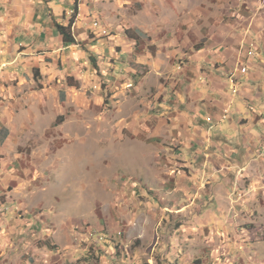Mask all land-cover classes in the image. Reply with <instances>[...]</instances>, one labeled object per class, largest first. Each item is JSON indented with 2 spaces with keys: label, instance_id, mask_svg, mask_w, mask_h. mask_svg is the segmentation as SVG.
<instances>
[{
  "label": "crops",
  "instance_id": "0c3cea01",
  "mask_svg": "<svg viewBox=\"0 0 264 264\" xmlns=\"http://www.w3.org/2000/svg\"><path fill=\"white\" fill-rule=\"evenodd\" d=\"M99 1L0 0V194L19 176L18 134L40 129L37 114L55 110L62 118L63 98L93 74L99 99L110 93L116 110L139 109L132 120L175 148L189 169L176 175L178 184L180 176L200 180L168 193L181 191L174 194L177 212L202 210L190 243L203 239L206 253L220 247L218 257L204 256L207 264H264V0H235L226 10V0H171L174 15L162 12L160 22L148 19L150 10L169 0H141L144 16L123 35L94 26L95 20L102 26ZM75 10L77 44L64 43L55 24L66 26ZM143 44L146 53H136ZM13 209L0 202V264L10 248L18 250Z\"/></svg>",
  "mask_w": 264,
  "mask_h": 264
},
{
  "label": "rangeland",
  "instance_id": "374dc122",
  "mask_svg": "<svg viewBox=\"0 0 264 264\" xmlns=\"http://www.w3.org/2000/svg\"><path fill=\"white\" fill-rule=\"evenodd\" d=\"M170 1L160 8L154 5L148 19L157 21L162 12L174 15ZM226 2L225 10L239 4ZM145 5L141 0L99 1L95 11L102 26L98 20L94 26L123 35L131 20L144 16ZM103 10H108L104 16ZM139 46L135 52L145 54V45ZM95 80L92 74L86 82L77 81L81 90L63 98L62 118L55 110L37 114L40 129L27 126L18 134L14 148L21 156L19 176L0 194V202L14 208L11 217L19 222L12 225L18 250L10 248L4 264H195L197 260L207 264L209 256L218 257L219 246H209L206 253L200 245L203 239L195 246L190 243L202 210L177 212L174 194L181 191L168 193L178 184L176 175L189 170L173 155L175 148L161 138H151L153 129L141 128L138 120H132L139 109L116 110L110 93L99 99ZM126 114L130 119L123 121ZM179 180L178 185L200 183L189 176ZM15 186H19L17 193L9 195ZM11 242H5L6 249ZM186 247L191 251L186 249L188 255H182ZM14 253L18 255L13 258Z\"/></svg>",
  "mask_w": 264,
  "mask_h": 264
},
{
  "label": "trees",
  "instance_id": "16d2710c",
  "mask_svg": "<svg viewBox=\"0 0 264 264\" xmlns=\"http://www.w3.org/2000/svg\"><path fill=\"white\" fill-rule=\"evenodd\" d=\"M75 16H76V10L74 11L73 16L70 18L69 23L66 26L58 24V23L55 24V28L58 31L59 35H61L62 41L64 43L77 44V40H76V38H75V36L73 34V30H72V24H73V21H74L73 19H74ZM125 34L128 37H131L130 30H126ZM153 141L157 142L159 140L158 139H154Z\"/></svg>",
  "mask_w": 264,
  "mask_h": 264
},
{
  "label": "built area",
  "instance_id": "2783aa9c",
  "mask_svg": "<svg viewBox=\"0 0 264 264\" xmlns=\"http://www.w3.org/2000/svg\"><path fill=\"white\" fill-rule=\"evenodd\" d=\"M247 71V68H246ZM230 84H231V90L233 94H236L238 92V85L237 80L234 75L230 76ZM132 84H127L126 86H131Z\"/></svg>",
  "mask_w": 264,
  "mask_h": 264
},
{
  "label": "bare ground",
  "instance_id": "6f19581e",
  "mask_svg": "<svg viewBox=\"0 0 264 264\" xmlns=\"http://www.w3.org/2000/svg\"><path fill=\"white\" fill-rule=\"evenodd\" d=\"M132 87V85L131 86H126V88H131ZM103 239H104V236H103ZM99 241H101V240H99Z\"/></svg>",
  "mask_w": 264,
  "mask_h": 264
}]
</instances>
